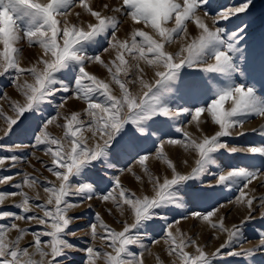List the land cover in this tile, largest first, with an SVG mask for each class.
Listing matches in <instances>:
<instances>
[{
    "label": "snow or ice",
    "instance_id": "obj_1",
    "mask_svg": "<svg viewBox=\"0 0 264 264\" xmlns=\"http://www.w3.org/2000/svg\"><path fill=\"white\" fill-rule=\"evenodd\" d=\"M252 4L240 0L210 16L209 0L100 5L93 0H0V78L6 77L16 94L13 98L0 88V152L8 153L0 156V171L28 161L40 166L28 163L32 172L0 175V186L12 189L0 191V264H74L78 252L84 253L81 264H145L150 245L161 242L169 264H232L231 258H240L236 264H256V253L264 252V229L256 230L255 245L243 243L249 222L264 221V194L252 187L254 182L264 186V172L221 159L225 153L264 158V125L250 129L259 143L236 146L224 139L245 137V124L264 118V97L235 78L242 73L239 45L249 25L243 20L231 29L221 24L247 15ZM25 46L38 50L30 62ZM90 66L106 75L101 78ZM184 69L196 75L189 79ZM185 96L201 102L175 104ZM70 101L82 107L66 110ZM182 118L187 124L176 126ZM204 125L215 130L207 134ZM51 126L61 134H53ZM188 126L201 134L193 136ZM150 135L153 148H142ZM14 137L29 142L17 143ZM170 151L191 156L190 169L181 171L177 160L183 167L188 160L174 159ZM122 158L133 163L120 168L119 175L99 174ZM152 161L159 162L156 171ZM125 173L141 185L139 190L125 186ZM217 190L233 193L234 199L193 210ZM6 199H13L17 211L4 209ZM93 202L105 206L112 223L95 212L83 229L90 242L78 248L72 226L84 217L77 210L91 209ZM229 206L243 214L226 225L222 210ZM169 212L174 213L171 222ZM190 219L210 232V240L225 238L207 251L199 233L180 227ZM160 221L156 239L148 229ZM156 260L163 264L159 256Z\"/></svg>",
    "mask_w": 264,
    "mask_h": 264
},
{
    "label": "rangeland",
    "instance_id": "obj_2",
    "mask_svg": "<svg viewBox=\"0 0 264 264\" xmlns=\"http://www.w3.org/2000/svg\"><path fill=\"white\" fill-rule=\"evenodd\" d=\"M105 2H112V0H93V3L96 5H100ZM212 2V3H211ZM240 2V0H209V7L205 10L209 12V15H215L216 11L220 10L221 7H226L230 5H234L236 3ZM212 8V9H211ZM74 11H78V9H74ZM243 20V22L249 27L247 28V31L244 33L245 39L244 41L239 45V47L242 50V56L237 59V64L242 69V73L236 74V80L238 82H244L252 87L255 88L257 94L261 97H264V0H253V4L250 7V11L247 15L240 14V19L233 18L231 23L228 22H221L222 25L227 26L228 28H234L235 25L240 24V21ZM243 26V25H241ZM190 31L194 32V28L190 25L189 26ZM192 29V30H191ZM251 31V32H250ZM123 34V31L121 35ZM175 48V45L172 46ZM37 49H28L26 46L24 48V57L26 62H30L32 58L34 57V53L37 52ZM89 71L93 72L94 74L100 76L103 78L106 75L105 70L100 68L99 66H90ZM184 73L191 74L188 78L191 79L196 75L195 70L190 69H184ZM200 76H204L207 78V74L199 73ZM8 80L7 78H0V88H4L5 90L9 91V94L15 98V93L8 88ZM179 83V81L177 82ZM183 92L177 93V96L182 95ZM58 101V98H57ZM201 100L198 99L196 96H192L189 98L188 96H185L184 99H176L175 104L183 105L185 107L191 106L192 104H198ZM82 105L75 101H70L67 105L66 110H78L81 108ZM54 114V112H53ZM171 123V122H169ZM187 124L186 119H181L177 122L176 126H184ZM261 125H264V118L254 117L249 122L245 124V130L246 135L243 138L235 137V138H224L226 140L232 141L236 146H246L248 143H259L261 142V138L258 137L255 133H252L250 131L253 127H259ZM156 126H154L155 128ZM203 132L207 134H212L215 130L211 125H204L202 126ZM53 134L60 135V130L56 129L54 126H51L49 129ZM166 131H172V129H165ZM186 131L190 132L193 136H199L201 133L195 129L194 126H188L186 128ZM156 135H160L159 132H156ZM178 135V134H177ZM13 140L17 143L23 141L24 143L29 142V138L27 137H14ZM153 140L154 136H149L146 139H143L140 143V146L142 148H153ZM6 143H11L12 141H5ZM231 146V145H230ZM28 154L30 155L31 150H26ZM8 155L6 152H0V156ZM37 155L41 157V159H47L46 157L42 156V153L37 152ZM170 155L172 158L176 159L177 156H179L180 160L187 159L188 160V167H183L180 165L179 160H177L178 166L180 167L181 171H188L190 167L192 166V160L193 158L191 156H185L182 152L177 151H170ZM224 161H227L232 164H239L240 166H244L249 168L250 170H257L259 169L261 172H264V158L253 156L251 154H227L225 153L224 156L221 158ZM219 162V161H218ZM28 163L35 164L36 168H40L39 163L36 161H28L25 163H21L17 166L16 169L11 170L10 172H2L0 171V175L4 174H11L16 175L17 171H27L32 172V168L28 167ZM133 163L132 159L128 158H122L118 163H116L115 168L113 169H107V170H101L100 175L104 176L105 178H108L112 175H119V169L120 168H126L127 166L131 165ZM150 167L153 171H156L157 168L160 167L158 161H152L150 162ZM97 169H103L102 164L96 165ZM137 174L143 175L142 172L137 168L135 169ZM40 172L43 173L44 176H48L49 179H53L50 177V175L44 171L43 169H40ZM35 174V173H34ZM211 178L209 177L204 182H209ZM122 181L125 184V186L133 189V190H139L141 185L138 184L135 181V178L128 173H125V175L122 177ZM201 186V185H198ZM252 187L257 188V195L264 194V186H261L260 183L254 182ZM10 189L7 186H0V191H10ZM28 191L27 189H25ZM31 195L32 193L29 192ZM43 192H41V197L43 198ZM229 198L234 199V194L227 191V190H217L215 192H211L209 195V198L206 201L203 202H197L194 206L193 210L197 211H204L208 208V205L210 203L215 202L216 200H219L220 203H227V200ZM18 199V198H16ZM13 199H6L5 205L3 206L5 210L10 211H17L15 208L12 207L13 205ZM104 205L100 204L98 202H93V206L91 209L88 208H81L78 209L77 212L83 215V220H80L77 222L76 225H73L72 228L74 231L77 232V237L72 238L74 242L76 243V247L83 248L88 245L90 242L89 237L84 235L83 229L86 227V222L91 220L94 213L99 211L101 212L104 219L112 223V219L104 212ZM192 207V206H189ZM176 213H180L181 210H175ZM222 213L226 214V225H231L232 223H237L238 220L242 217V212L232 206H229L226 209L222 210ZM169 216V221L173 219L174 213H167ZM176 219H179V215H175ZM193 225H196L193 227ZM24 226V225H21ZM114 227H118L117 225H114ZM163 227V222H156L152 227L148 229V232L151 236H153L156 239H159L161 232L160 229ZM182 230L188 231L190 235H194L195 233L200 234V242H208V248L207 251L211 252L214 250L215 247L219 245L225 238L223 235H220V239L218 240H210V232L206 230L203 226L199 225V222L192 221L191 219L186 222H182L180 225ZM257 229H264V221L260 219H256L252 222H249V224L245 228V242L243 243V247L248 248L252 247L257 243L258 235H257ZM14 235V233L12 234ZM30 239V237H26V240ZM23 243V242H22ZM146 243H148L146 241ZM99 244V242H97ZM164 245L161 242L159 245L152 246L150 245V251L145 253L144 260L145 264H157L156 257L159 256L160 259L163 261V264H169L170 258L166 256L165 252L163 251ZM84 253L78 252L73 253L74 258V264H81V259L83 257ZM232 264H236V261L240 258H231ZM256 264H264V252H258L256 253ZM247 264V262H246Z\"/></svg>",
    "mask_w": 264,
    "mask_h": 264
},
{
    "label": "bare ground",
    "instance_id": "obj_3",
    "mask_svg": "<svg viewBox=\"0 0 264 264\" xmlns=\"http://www.w3.org/2000/svg\"><path fill=\"white\" fill-rule=\"evenodd\" d=\"M212 3V2H211ZM212 9V8H211ZM245 24V23H244ZM192 30V29H191ZM251 32V31H250ZM220 239V238H219Z\"/></svg>",
    "mask_w": 264,
    "mask_h": 264
}]
</instances>
